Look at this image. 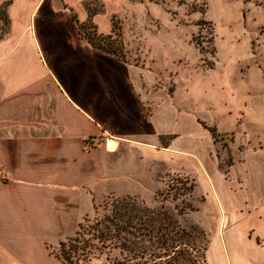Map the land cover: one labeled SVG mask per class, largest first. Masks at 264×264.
<instances>
[{"label": "crops", "instance_id": "0c3cea01", "mask_svg": "<svg viewBox=\"0 0 264 264\" xmlns=\"http://www.w3.org/2000/svg\"><path fill=\"white\" fill-rule=\"evenodd\" d=\"M9 1V29L0 38V264H65L50 246L115 193L120 173L107 161L117 149L110 139L117 147L139 143L142 154L178 163L187 158L214 200L220 264H264V165L247 159L249 176L234 193L210 162L203 129L162 97L147 115L133 68L81 40L78 24L89 19L100 34H110V3L113 13L122 0H103L104 12L92 13L83 0H63L61 7L51 0ZM161 134L175 135L158 150L153 145ZM208 215L214 217L212 209ZM214 241L210 236L206 250Z\"/></svg>", "mask_w": 264, "mask_h": 264}, {"label": "rangeland", "instance_id": "374dc122", "mask_svg": "<svg viewBox=\"0 0 264 264\" xmlns=\"http://www.w3.org/2000/svg\"><path fill=\"white\" fill-rule=\"evenodd\" d=\"M51 1L62 6L63 0ZM83 4L89 13L104 12L103 0H83ZM113 5L109 6L112 30L120 34L115 43H123V61L134 70L145 113L150 115L155 100L162 97L184 117L189 116L187 121L183 118L185 122L193 119L207 135L204 149L210 162L234 193L242 192L249 176L245 161L256 159L264 165V0H122L112 13ZM91 22L87 20L86 32L99 35ZM8 29L0 19V36ZM212 127L215 136L209 131ZM172 135H159L154 148L169 145ZM104 137V133L96 137V144H102ZM200 142H193L195 148ZM91 146L87 141L85 147ZM139 147L136 142L131 146L121 142L109 153L107 161L115 163L120 173L111 185L115 193L105 195L83 216L84 228L77 227L81 231L77 240H60L66 242V249L83 242L92 247L83 255L76 249L71 263L59 260L65 264H167L171 254L163 260L141 256V250L150 243L155 246L165 232L168 249H176L175 264H207L205 251L209 264H220L218 214L213 197L205 190L207 184L203 186L195 168L186 165L187 158L180 156L178 163L151 152L142 154ZM187 150L182 152L187 154ZM121 198L130 199L133 214L140 215L142 223H136V217L133 228H137L136 235L141 234L139 238L116 234L112 226L108 230L104 226L112 203ZM211 209L213 220L208 215ZM150 223L156 227L161 223L164 229L150 232ZM75 236L74 232L69 237ZM210 236L215 241L206 250ZM59 242L50 246L52 253H59ZM122 242L129 250L121 247Z\"/></svg>", "mask_w": 264, "mask_h": 264}, {"label": "trees", "instance_id": "16d2710c", "mask_svg": "<svg viewBox=\"0 0 264 264\" xmlns=\"http://www.w3.org/2000/svg\"><path fill=\"white\" fill-rule=\"evenodd\" d=\"M10 1H4L1 5H0V19L2 20L3 24L6 26H9V17L5 11V7H7L9 5ZM86 23H81L78 24V30H79V36L82 39H85L90 45L91 47H93L94 49L100 50L102 52L111 54L121 60H123L124 57V53H123V43L121 41H118V43H115L117 41V39L115 38V36H120L119 33L114 32V30H112V32L110 34H99L96 35V33H92V35L87 31L86 32ZM114 28V27H113ZM7 31H5L6 33ZM2 36H0L1 38ZM210 132H212V134L215 136V129L212 127L209 129ZM130 199L127 198H121L118 200H115L112 203V208H111V214H109L108 216L105 217L104 221L107 223L104 226H106V230H108V228L110 226L113 227L114 232L116 234L119 233H126V234H131L133 236H135L136 238H139L138 236L141 235L140 233L136 235V229H134V219L137 217V222L142 223L141 219H140V215L138 216L136 213L133 214V204L131 203L129 204ZM152 220L153 217H152ZM152 220H149V222H151ZM100 222V221H98ZM97 222V223H98ZM151 229L149 230L150 232H153L155 230V233L158 234L161 229H164V226L161 225V223L159 224L158 227H156V224H151L150 223ZM110 227V228H112ZM78 228H80V230L82 228H84V226L79 223L78 224ZM146 229H148V227H146ZM79 229H77L75 231V237L71 238L68 237V242H70L71 240H77L78 236L80 235L81 231ZM103 233L102 231L100 232V234ZM116 234H111L110 236L112 237H117ZM150 234V233H148ZM110 238V237H108ZM124 240H126L123 237ZM59 246H60V250L59 253L55 252L52 253L56 258L58 259H63L65 260L67 263H71L72 262V253H76V249H80L82 250V252L80 253L81 255L85 254L86 252H89V250L87 251V248H91L92 247V243H88V242H83L81 244V246H75V247H69L68 249H66V242L64 241H60L59 242ZM72 246V245H70ZM121 247H124L125 249L129 250V246L126 245V243L122 242L121 243ZM169 245L167 244V237H166V233L164 232L163 234L161 233L160 236L157 239V244L154 246L153 243H150L149 245H147L146 247H144L141 252L142 255H147L149 254V258L150 260L155 259V257L160 258L159 260H163L162 258H166L167 256H169L170 254L172 255V257L169 259V261H167L166 263L168 264H175L177 257L174 256L176 253V249H168ZM136 248H140L141 247H136ZM131 250H134V247H131ZM205 261L207 263V258H206V251H205ZM155 262H152L151 264H154Z\"/></svg>", "mask_w": 264, "mask_h": 264}, {"label": "bare ground", "instance_id": "6f19581e", "mask_svg": "<svg viewBox=\"0 0 264 264\" xmlns=\"http://www.w3.org/2000/svg\"><path fill=\"white\" fill-rule=\"evenodd\" d=\"M109 145H110V149L112 150H115L117 148V142L115 141V139H110ZM220 222H221V226L226 225V217L224 216V218Z\"/></svg>", "mask_w": 264, "mask_h": 264}, {"label": "built area", "instance_id": "2783aa9c", "mask_svg": "<svg viewBox=\"0 0 264 264\" xmlns=\"http://www.w3.org/2000/svg\"><path fill=\"white\" fill-rule=\"evenodd\" d=\"M111 264H113V263H111ZM120 264H125V263H120Z\"/></svg>", "mask_w": 264, "mask_h": 264}]
</instances>
